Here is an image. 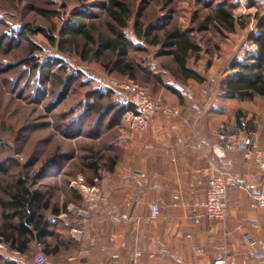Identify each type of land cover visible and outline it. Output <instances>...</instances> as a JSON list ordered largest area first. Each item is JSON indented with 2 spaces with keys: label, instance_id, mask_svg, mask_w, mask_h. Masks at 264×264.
<instances>
[{
  "label": "rangeland",
  "instance_id": "obj_1",
  "mask_svg": "<svg viewBox=\"0 0 264 264\" xmlns=\"http://www.w3.org/2000/svg\"><path fill=\"white\" fill-rule=\"evenodd\" d=\"M118 1L131 10L125 32L134 48L128 53L137 66L135 79L114 73L111 68L114 56L98 48L99 38L109 34L111 22L100 8L107 0H0V198H8L6 191L18 177L34 181V176L45 167L48 174L37 180L36 186L31 184V188L50 193L51 204L61 212L48 213L51 230L56 235L49 239V244L51 248L58 247L56 253L46 254L43 245L35 241L29 252L22 255L0 241V254L21 264H34L38 253H45L47 264H68V259L82 245L77 241L85 237V231L105 228L104 215H90L97 199V203L102 200L99 196L95 200L94 196L111 177L116 183L127 170L128 142L136 133L126 128L122 118L120 127L99 139L76 135L80 129L88 132L95 124L96 116L84 117L87 93L93 89L106 93L110 79L131 81L173 115L179 108L172 102L180 97L166 85L177 91L182 89L187 96L217 91L214 96L217 99L221 80L228 75L232 62L242 60L256 49L249 42V35L264 18V0H256L252 8L248 6L251 0H233L237 5L233 11L236 28L227 32L210 22L214 16L212 8L197 0ZM138 13L143 15L139 23L145 31L152 24L169 21L171 26L177 24L182 30L194 31V41L201 51L191 55L188 65L205 77L203 84L175 76L178 67L169 54L162 52V47L149 46L131 37ZM77 22L85 25L94 43L82 36L70 43L69 31ZM203 24L206 28L201 30ZM65 32L68 33L64 35ZM48 64H54L51 73L55 75L49 79L44 75ZM145 69L159 74L162 82L156 78L147 80ZM70 73L80 74V79L69 86L68 97L61 101L59 96ZM121 96L117 91L112 98L103 97L102 102L104 106L119 103ZM262 101L257 97L247 102L261 108ZM61 157L65 160L62 159L59 170L49 168L50 159L59 161ZM93 165L97 166V172L92 170ZM8 166V173L4 174ZM134 253L123 252L120 256L132 261Z\"/></svg>",
  "mask_w": 264,
  "mask_h": 264
},
{
  "label": "crops",
  "instance_id": "obj_2",
  "mask_svg": "<svg viewBox=\"0 0 264 264\" xmlns=\"http://www.w3.org/2000/svg\"><path fill=\"white\" fill-rule=\"evenodd\" d=\"M204 92L189 98L176 91L180 99L171 102L180 115H155L144 132L132 135L127 170L118 182L111 177L102 191L96 188L94 199L102 200L90 215H104L105 228L84 232L74 264H130L120 256L130 251L142 252L141 264H202L226 252L238 264H257L264 209L253 205V196L264 193V186L256 166L240 153H227L222 169L234 181L228 191L232 208L223 221H212L202 204L211 166L218 163L214 147L221 126L231 135L254 134L264 151V101L257 108L247 101L214 99L217 91ZM152 204L161 209L156 220L150 219ZM246 234L255 242L252 247L244 241Z\"/></svg>",
  "mask_w": 264,
  "mask_h": 264
},
{
  "label": "trees",
  "instance_id": "obj_3",
  "mask_svg": "<svg viewBox=\"0 0 264 264\" xmlns=\"http://www.w3.org/2000/svg\"><path fill=\"white\" fill-rule=\"evenodd\" d=\"M197 1L206 8H212L214 16L210 21L211 23H214L219 29L223 28L227 32L235 31L236 19L233 11L237 5L233 0ZM251 1L250 5H248L250 6L249 8L254 7L257 3L256 0ZM107 2V4L102 5L100 8L106 12L111 22L109 34L106 36L102 35L99 38L98 48L100 51H109L114 56V60L111 63L114 73L135 79L137 66L128 53V51L134 48L133 44L127 39L129 34L125 32L129 28V22L131 21V10L125 3L118 0H107ZM242 18H246V16H240V19ZM142 19L143 15L138 13L135 32L131 37L135 38V40L138 39L140 42L147 43L149 46L162 47V52L169 54L178 67V71L174 73L175 76L182 77L184 81L194 80L199 84H203L206 81L205 77L188 65L191 55L199 54L201 51L194 41L192 35L194 31L182 30L177 24L171 26L170 21L162 25L152 24L148 28V31H145L144 26L139 23ZM205 28L203 24L201 30ZM67 33L65 32L64 35ZM69 34L71 38L70 43L80 36L84 37L88 42L94 43L90 32L86 30L84 24L79 22L75 23ZM249 42L256 49L242 60L232 62L228 69L230 74L228 73L221 80V88L218 91L217 99H237L242 101H252L257 97L264 99V18L257 24L256 30L250 33ZM83 59L87 60V57L83 56ZM53 65H47L49 69L44 74L47 79L55 77L54 73H51ZM60 68L61 71L65 70V68ZM145 72L148 75L147 80L156 78L162 82L159 74L150 73L147 70ZM79 79L80 74L70 73L68 75L67 80L64 81L63 90L59 96L61 99L59 100L63 101L68 97L69 93L66 90L69 89V86L73 82ZM166 86L173 92L177 91L176 89H172L170 85ZM115 93L117 91L112 89H108L106 93H102L99 89H93L87 93L88 98L84 107V117L96 116V119H94L95 124L88 132L80 129L76 135H85L91 139H99L121 126V120L128 108L117 102H111L104 106L102 102L103 97L112 98ZM62 159L63 161L65 160L62 157L59 161L56 158L50 159L51 167L49 168L59 170L63 162ZM96 167L93 165L92 170L95 172H97ZM9 168L8 166V168L6 167L3 170L4 174L8 173ZM44 168L34 176V181L26 177H18L14 185H10L6 191L8 198H0V241L7 245L11 251L18 254H27L31 243L35 241L43 245L46 254L58 251L57 246L51 248L49 244V239L56 237V235L51 230L48 213L57 215L61 212L56 205L51 204L52 197L50 193L37 189L32 190L31 188V184L36 186L37 180L46 177L48 174ZM64 210L66 212V205L64 206ZM0 264L21 263L0 254Z\"/></svg>",
  "mask_w": 264,
  "mask_h": 264
},
{
  "label": "built area",
  "instance_id": "obj_4",
  "mask_svg": "<svg viewBox=\"0 0 264 264\" xmlns=\"http://www.w3.org/2000/svg\"><path fill=\"white\" fill-rule=\"evenodd\" d=\"M110 89L118 91L122 94L119 99V104L128 108L123 115V121L126 128L134 133L144 132L149 125L151 117L161 113L164 116H177L179 111L168 112L159 103L147 97L145 89L129 81L121 83L117 80L110 79L107 82ZM166 108V107H165ZM218 144L214 147V153L218 163L212 164V174L208 180L207 189L205 192V201L202 207L205 210L206 216L212 221H223L232 206L228 200V191L234 185V181L229 174L222 169V164L226 159L227 153H240L245 162L256 166L260 173L261 183L264 186V151L260 148L254 134L241 136L238 134H230L227 127H223L217 131ZM254 206L264 209V193H258L253 196ZM161 213L159 205H151L150 219L156 220ZM244 241L252 247L255 242L251 235H244ZM95 242L92 240L90 246L93 247ZM258 262L264 264V239L258 242ZM143 257L142 252L136 251L130 264H141ZM155 255H149V259H154ZM77 257L73 256L68 259L69 263H75ZM34 264H47V258L44 253H38L34 257ZM202 264H238L237 258L233 254L223 253L214 262Z\"/></svg>",
  "mask_w": 264,
  "mask_h": 264
}]
</instances>
